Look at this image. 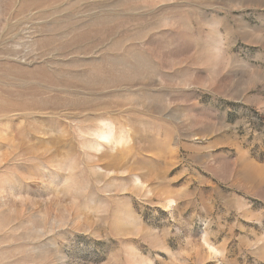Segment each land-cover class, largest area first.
I'll return each mask as SVG.
<instances>
[{"label": "rangeland", "instance_id": "rangeland-1", "mask_svg": "<svg viewBox=\"0 0 264 264\" xmlns=\"http://www.w3.org/2000/svg\"><path fill=\"white\" fill-rule=\"evenodd\" d=\"M0 264H264V0H0Z\"/></svg>", "mask_w": 264, "mask_h": 264}]
</instances>
